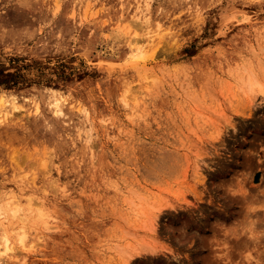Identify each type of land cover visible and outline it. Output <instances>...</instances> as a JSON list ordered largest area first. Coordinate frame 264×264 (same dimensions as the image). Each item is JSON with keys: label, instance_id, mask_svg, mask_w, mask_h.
I'll list each match as a JSON object with an SVG mask.
<instances>
[{"label": "rangeland", "instance_id": "obj_1", "mask_svg": "<svg viewBox=\"0 0 264 264\" xmlns=\"http://www.w3.org/2000/svg\"><path fill=\"white\" fill-rule=\"evenodd\" d=\"M253 81L264 0H0V264H264Z\"/></svg>", "mask_w": 264, "mask_h": 264}, {"label": "bare ground", "instance_id": "obj_2", "mask_svg": "<svg viewBox=\"0 0 264 264\" xmlns=\"http://www.w3.org/2000/svg\"><path fill=\"white\" fill-rule=\"evenodd\" d=\"M149 40L152 41V37H148V41H149ZM138 41H139V40H137V41L135 40V41H134V43H133L134 46H136V45L139 44ZM133 51H134V50H133ZM131 57H132V59H135L137 63H139L142 59L146 58V57L144 56V54L142 53V51H139V50H138V51L135 50L134 53L131 54ZM143 62H145V61H143ZM253 83H254V85L256 86V84H255L256 82L253 81ZM253 83H252V84H253ZM257 84H258V82H257ZM254 85H253V86H254ZM255 86L253 87V88H255V92H260V93H263V92H264V86H263V87H258V86L255 87ZM261 86H262V85H261ZM252 90H253V92H254V89H252ZM256 90H257V91H256Z\"/></svg>", "mask_w": 264, "mask_h": 264}]
</instances>
